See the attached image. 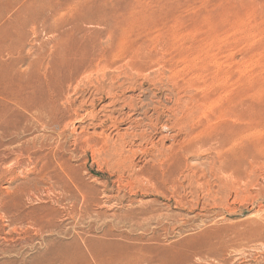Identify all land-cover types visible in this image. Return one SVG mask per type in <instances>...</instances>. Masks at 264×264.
I'll return each mask as SVG.
<instances>
[{"label":"rangeland","instance_id":"1","mask_svg":"<svg viewBox=\"0 0 264 264\" xmlns=\"http://www.w3.org/2000/svg\"><path fill=\"white\" fill-rule=\"evenodd\" d=\"M44 1L21 73L61 77L64 32L96 59L61 101L73 120L3 139L0 264H264V0ZM102 7L111 33L86 21ZM175 152V180H149Z\"/></svg>","mask_w":264,"mask_h":264},{"label":"bare ground","instance_id":"2","mask_svg":"<svg viewBox=\"0 0 264 264\" xmlns=\"http://www.w3.org/2000/svg\"><path fill=\"white\" fill-rule=\"evenodd\" d=\"M44 5H45L44 0H0V147H2V148H3V146L4 147L9 146L3 140L6 137L7 138L10 137L11 139H16L21 134L28 132V131H31V130L41 129L44 131V130L50 129V130L57 131L62 125L65 126L64 123H66V121H69L67 119H70L72 117V114L70 113L69 108H66L62 105L61 101L66 96H68L70 94L69 92L72 91L70 89L72 88V86H73L75 80L77 79L78 75L83 70H87L88 68L91 69L93 67L94 61L96 59L95 40L88 37L89 35H86V34L77 35V33H76L75 35H72V33H70V32H64L62 37L63 36H71L70 37L71 42L68 46H66L65 48H62L61 52H60L63 56V60L58 63V69L62 70V71L64 70V72H65L61 77L59 76L57 79H53V80L49 81L47 79L40 77L36 72L30 74L29 76H25L21 73L20 66L22 65L24 60L17 58L16 54L19 53L20 51H22L23 46H24V41L26 38V33L23 32L22 29L32 21H37L40 19L47 18V16H44V15H46L45 11H42L41 13L37 11V9H39V8H44ZM54 10L57 11V9H54ZM100 12H101L100 13L101 17L99 19H97V20H93V19L86 20L85 19V20L89 21L90 23H94V22L100 23L101 22V23L106 25L105 26L106 32L111 33L112 29H111V27H108L110 25L109 21L111 20V19H109L110 15H108V12L103 7L100 8ZM80 24H81V22H78V21L74 23V28L77 32L82 31V27ZM93 38H94V36H93ZM105 52H103V53L105 54ZM107 66H108L107 64L104 65L105 68ZM131 67L134 69L136 68L138 70H144L143 66L131 65ZM73 88H74V86H73ZM123 104H125V103H123ZM101 106H102V104H101ZM132 113L133 114H130V116L135 115L134 112H132ZM93 116L94 115L92 114V117ZM127 116H129V115H127ZM77 117H78V115H77ZM73 119L74 118H71V120H73ZM196 125H198V124H196ZM142 126H143V124H142ZM227 129H228V131L231 130L232 132L236 130L235 126H233V125H229L227 127ZM193 131H195V130H193ZM190 132H191V130H190ZM190 132L188 133V135L190 134ZM193 135L192 136L194 138H197L194 140L195 143L200 142L199 144L200 145L203 144V146H204V140L199 139L200 132H193ZM223 136L217 138L219 141V144H220V145L219 144L218 145H219V147L221 146L220 148H222L224 145H226V143L229 140H231V138L225 139V137H223ZM234 137H235V135H234ZM233 141H234V139L232 140V142ZM32 143L28 144L26 146L24 145L25 147L22 146V148L19 149L18 153H20L21 155H23V154L26 155L27 153H29L32 157H33V155L35 157V154L40 152V150H41L40 147H42L44 145H42V146L39 145L40 150H38L36 147L37 144H36L35 140H34V142L32 141ZM97 144H98V142L95 143V145H97ZM141 145H142V143H141ZM228 145H229V143H228ZM232 146H234V145H232ZM193 147H194V145H189L188 147L185 146L186 149L187 148L193 149ZM194 149H195V147H194ZM176 153L177 152H175L174 158L172 159V160H174V162H173L174 164L171 163V164H168L167 166L166 165L164 166L162 164L157 169L155 168V169H152L150 171L145 172L146 174H148L147 178L153 182H156L157 181L156 179H158V178L164 180V182L166 180L174 181L175 180L174 177L178 173H180L183 168H185V167H183L184 166L183 161L181 159H179L181 156L179 157ZM21 157H24V156H21ZM224 157H225V155H224ZM39 158H41V157H39ZM4 159H5V155L0 153V162L4 161ZM37 160H39V159H37ZM232 160L234 161V157L232 158ZM232 160L225 161V159L223 158V161L221 162V170L226 172V170L231 169L232 166H234V164H235ZM21 161H22V159H21ZM40 161H41V159H40ZM168 161H171V160H168V158H167V162ZM235 161H237V160L235 159ZM164 162L166 163L165 160H164ZM157 164L159 165V163H157ZM241 165H242V162H241ZM34 166H33V168H34ZM150 168H152V167L150 166ZM234 168H236V167L234 166L233 169ZM229 172H231V171H229ZM232 172H233V170H232ZM137 174H140V173H137ZM237 174H238V172H237ZM235 176H237V175H235ZM53 178L56 180V184H57V182L58 183L64 182L60 173H55ZM143 181H145V180H143ZM165 183H167V182H165ZM59 186H60V184H59ZM173 193H174V191H173Z\"/></svg>","mask_w":264,"mask_h":264}]
</instances>
